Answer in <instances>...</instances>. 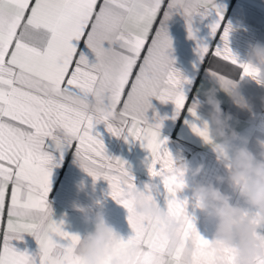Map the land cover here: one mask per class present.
<instances>
[{
  "label": "snow or ice",
  "instance_id": "obj_1",
  "mask_svg": "<svg viewBox=\"0 0 264 264\" xmlns=\"http://www.w3.org/2000/svg\"><path fill=\"white\" fill-rule=\"evenodd\" d=\"M212 6V0H148L144 14L137 15L131 0H0V264H36L9 243L21 233L37 240L39 264H82L80 237L52 220L47 200L52 170L69 152L94 181H108L110 196L127 209L134 236L116 241L115 248L139 244L129 264H182L183 248L169 253L163 227L138 216L126 198V190L135 187L133 177L92 134L100 123L149 151L148 171L162 178L170 197L167 210L185 222L181 235L184 246L191 245L192 264H232V249H214L213 241L197 232L185 203L176 199L184 187L183 170L160 138V122L148 124L145 115L156 97L173 102L177 114L187 110L198 119L196 104H188L185 92L194 81L173 67L164 22L182 11L192 36V16L201 8L207 15ZM218 27L213 25L212 32ZM222 40L214 50L198 46L201 64L211 57L204 72L224 89L235 84L233 76L214 67L221 62L239 69L241 78L258 80L259 70L232 53L227 29ZM81 41L94 53V62L78 54ZM190 127L211 143L206 125L191 122Z\"/></svg>",
  "mask_w": 264,
  "mask_h": 264
},
{
  "label": "crops",
  "instance_id": "obj_2",
  "mask_svg": "<svg viewBox=\"0 0 264 264\" xmlns=\"http://www.w3.org/2000/svg\"><path fill=\"white\" fill-rule=\"evenodd\" d=\"M212 5L207 15L200 14L205 11L201 8L200 13L192 16V36L189 34V22L182 11L174 12L164 22L171 40L167 54L173 61V67L188 80L194 81L193 86H185V92L188 104H196L198 119L194 120L187 110L177 114L173 102L162 103L156 97L150 98L151 107L145 114L148 124L160 122V138L166 142L165 147L172 154L177 167L184 169L189 165L193 168L200 164L204 166L199 176H186L185 186L176 193V199L185 203L186 214L192 219L197 232L210 241L214 236L215 222L194 209L190 201L192 187L197 183L211 182L222 192L231 195L233 204L243 206V201L227 183L217 184L216 177L227 176V169L219 161L214 148L195 135L190 127L191 122L201 127L207 122L209 107L204 103V92L208 88L217 89L223 111L231 114L230 123L247 141L249 150L258 159L264 157V86L250 78H241L237 68L224 67L227 62L214 65L234 77V84L240 93V99L234 101L216 80L204 72L209 67L211 57H206L201 64L197 51L198 46H208L212 50L222 47V35L227 29L228 45L238 60L244 63L251 44H264V0H212ZM213 25H219L215 33L212 32ZM77 47L78 54L83 53L90 62L95 61L94 53L83 41ZM92 134L102 140L106 155L125 162L138 190L151 194L161 208H167L169 194L161 177L150 176L148 165L151 156L141 142L111 134L104 123L96 124ZM109 193V182L102 178L94 181L69 152L59 166L52 170L51 188L47 197L51 218L61 223L65 232L83 236L93 229L92 219L100 212L120 239L127 241L134 236L128 222L129 213ZM251 211L254 214L255 210ZM3 227L4 224L0 223V243L3 242ZM258 231L264 233V229ZM19 235L21 238L12 239L10 245L18 252L29 254L39 264V244L34 235ZM60 242L68 243L63 240Z\"/></svg>",
  "mask_w": 264,
  "mask_h": 264
},
{
  "label": "clouds",
  "instance_id": "obj_3",
  "mask_svg": "<svg viewBox=\"0 0 264 264\" xmlns=\"http://www.w3.org/2000/svg\"><path fill=\"white\" fill-rule=\"evenodd\" d=\"M147 5L148 0H131L132 10L137 15H143ZM244 63L259 70L258 80H252L264 86V44H251ZM224 90L234 101L240 99L236 86ZM204 97V103L209 107L204 125L211 137V143H205L214 148L219 161L227 169V176L218 175L216 182L227 183L229 188L237 191L243 206L233 204L232 196L211 182L195 184L190 201L194 209L215 222L211 240L214 249H232V264H264V233L258 231L264 229V157L258 159L247 147V141L232 127L231 114L223 111L217 89L208 88ZM203 167L202 164L194 168L186 166L182 169L183 181L189 175L193 178L199 176ZM125 195L133 202L138 216L151 217L163 227L168 252L175 254L178 248H183L182 264H192L191 245L184 246L181 235L185 228L183 218L170 214L154 198H149L146 191L136 187L127 189ZM92 223L93 229L79 236L78 255L82 264H129L137 257L140 251L137 242L116 250L115 242L120 237L102 213L97 212Z\"/></svg>",
  "mask_w": 264,
  "mask_h": 264
}]
</instances>
